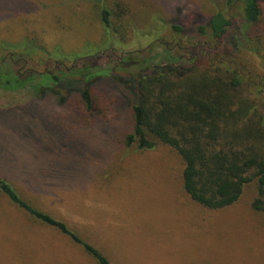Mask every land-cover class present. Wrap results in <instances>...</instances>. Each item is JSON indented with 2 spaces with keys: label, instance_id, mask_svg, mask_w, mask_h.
<instances>
[{
  "label": "rangeland",
  "instance_id": "obj_1",
  "mask_svg": "<svg viewBox=\"0 0 264 264\" xmlns=\"http://www.w3.org/2000/svg\"><path fill=\"white\" fill-rule=\"evenodd\" d=\"M227 2L0 0V58L15 59L2 69L24 75L32 71L43 81L39 74L74 67L85 57L107 56L92 72L109 71L126 55L141 54L151 65L167 64L177 45L192 43L194 30L216 13L228 12ZM105 10L109 28L103 23ZM174 27L186 34H177ZM244 31L242 22L235 21L233 34ZM27 49L30 62H19L18 55ZM262 55L248 47L241 59L264 78ZM33 98L29 91L0 90V160L26 162L39 154L41 160L60 158L61 167L71 150L59 151L53 133L89 134L95 145L88 144L81 154L90 161L84 159L91 178L85 182L90 174L66 159V168L61 169L76 172L77 180L62 184L53 194L31 191L18 176L8 182L24 200L64 222L110 264H264V212L253 207L260 198L257 181L247 185L231 207L205 209L185 192L184 163L175 150L161 144L153 151L127 149L120 137L108 139L98 122L77 124L70 108ZM116 120L123 123L113 112L102 119L105 126H116ZM7 168L12 169L11 162ZM0 264L97 262L71 238L34 219L0 191Z\"/></svg>",
  "mask_w": 264,
  "mask_h": 264
},
{
  "label": "trees",
  "instance_id": "obj_2",
  "mask_svg": "<svg viewBox=\"0 0 264 264\" xmlns=\"http://www.w3.org/2000/svg\"><path fill=\"white\" fill-rule=\"evenodd\" d=\"M227 7L228 12L216 13L193 31L188 47L177 45L170 63L151 65L141 54L126 55L111 70L92 72L98 68L99 59L107 56L85 57L74 67L39 74L43 81H38L32 71L26 75L4 72L2 66L15 60L10 56L8 61L0 58V90L29 91L40 102L52 99L59 107L73 111L75 123L98 122L108 139L120 137L127 149L153 151L160 144L170 147L184 163L185 192L205 209L231 207L245 187L257 181L260 198L253 207L264 212V78L241 59L248 47L259 55L264 50V0H228ZM237 20L245 28L240 35L233 34ZM103 23L110 27L106 10ZM173 30L186 34L182 28ZM28 51L18 55L19 62H30ZM262 60L264 63L263 55ZM109 112L123 123L116 120V126H105L102 119ZM53 134L59 151L71 150V155L64 156V164L59 167L62 163L58 157L41 160L39 154L26 162L0 160V191L34 219L71 238L97 264H110L64 222L24 200L8 182L18 176L31 191L53 194L62 184L77 180L76 172L61 169L66 159H70V166L84 167L90 174L84 159L90 161L81 154L88 144H94L89 134ZM21 170L25 172L17 175ZM90 178L91 174L86 175L85 182Z\"/></svg>",
  "mask_w": 264,
  "mask_h": 264
}]
</instances>
